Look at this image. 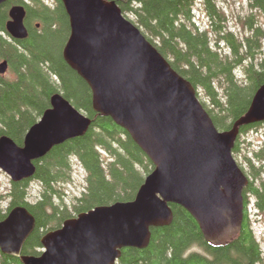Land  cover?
<instances>
[{"label": "water", "instance_id": "water-1", "mask_svg": "<svg viewBox=\"0 0 264 264\" xmlns=\"http://www.w3.org/2000/svg\"><path fill=\"white\" fill-rule=\"evenodd\" d=\"M61 1L70 26L63 59L89 85L93 110L125 129L154 168L133 199L97 205L44 233L38 255L22 254L35 217L23 205L12 207L0 220V252L21 264H115L122 248L146 247L150 229L171 222L170 203L192 215L207 242L226 243L241 228L248 184L232 149L239 126L264 120V83L245 113L219 130L191 83L113 0ZM25 15L23 5L9 8L5 28L11 38L27 36ZM7 70L1 60L0 75ZM49 103L21 145L0 136V169L12 182L32 177L35 160L91 124L60 92Z\"/></svg>", "mask_w": 264, "mask_h": 264}, {"label": "trees", "instance_id": "trees-1", "mask_svg": "<svg viewBox=\"0 0 264 264\" xmlns=\"http://www.w3.org/2000/svg\"><path fill=\"white\" fill-rule=\"evenodd\" d=\"M113 1L171 67L191 83L219 130L229 129L245 113L254 92L264 83V30L259 25L248 23L251 34L241 39L228 28L216 0H201L210 18L207 29L194 21L196 0ZM249 1L264 11V0ZM15 4L26 10L28 34L23 39L11 38L5 28L8 10ZM69 33L61 0H7L0 4V61H7L6 73L10 75H0V136L7 135L21 145L27 129L50 106V97L56 92L91 118L85 134L53 146L35 160L32 177L11 182L6 213L0 218L17 205L25 206L35 217V228L22 254L38 255L42 235L60 227L67 218L97 205L133 199L154 168L125 129L93 110L89 85L62 56ZM257 126L260 122L239 126L232 152L240 150V136ZM248 153L251 156L244 157L253 170V179L248 177L242 191L243 220L234 237L224 244L207 242L192 215L170 203L171 222L152 227L146 247L122 248L115 264H264L246 207L250 196L255 198L257 209L264 208V182L260 178L264 141ZM73 160L84 169L85 185L68 209L61 185L72 179ZM258 178L260 184L256 183ZM30 179L41 187L35 202L28 200ZM0 264L21 262L0 252Z\"/></svg>", "mask_w": 264, "mask_h": 264}, {"label": "rangeland", "instance_id": "rangeland-1", "mask_svg": "<svg viewBox=\"0 0 264 264\" xmlns=\"http://www.w3.org/2000/svg\"><path fill=\"white\" fill-rule=\"evenodd\" d=\"M216 1L217 5L224 11L228 28L232 30L236 36L242 39L244 36L251 34L248 23H252V26L259 25L261 29L264 30V11L256 6H251L249 0ZM193 13L196 25L200 28L207 29L210 18L208 17L201 0H196ZM262 43L264 44V37L262 38ZM221 46L224 51H228L225 44H222ZM6 74L10 76L8 73ZM262 123H264V121L260 122V126L252 128L247 133L242 134V136H240L239 143L240 150L233 152V157L240 164V166L244 167L245 173L250 177V179L252 178L251 176L253 175V170L251 171V168L244 156L249 155L248 157H250L251 153L249 154L248 151L259 148L264 141V126L261 125ZM72 172L71 181L61 185V188L64 191L62 194L63 201L67 204L68 209L72 208V204L76 202L75 197L80 196L85 185L84 169L76 160H73ZM260 178L264 182V164L260 171ZM260 178L257 179V184H260ZM11 182L12 181L8 174L0 169V217L6 213V207L8 205L6 193L9 191ZM28 186V200L30 202H35L40 196L41 187L34 179L29 180ZM248 213L254 234L260 242L264 254V208L257 209L255 205V198L250 196L248 202ZM41 249L42 247L38 248L39 251H41Z\"/></svg>", "mask_w": 264, "mask_h": 264}, {"label": "flooded vegetation", "instance_id": "flooded-vegetation-1", "mask_svg": "<svg viewBox=\"0 0 264 264\" xmlns=\"http://www.w3.org/2000/svg\"><path fill=\"white\" fill-rule=\"evenodd\" d=\"M249 3H250V1H249ZM264 121V120H263ZM263 121H261V122H263ZM238 163V162H237ZM238 165L240 166V164L238 163ZM240 168L243 170V172H245V170H244V167H242V166H240ZM246 174V173H245ZM249 177V176H248ZM249 180H250V177H249ZM248 180V181H249ZM248 202H249V198L247 197L246 198V203H247V205H246V207H247V212H248ZM249 214V213H248Z\"/></svg>", "mask_w": 264, "mask_h": 264}]
</instances>
